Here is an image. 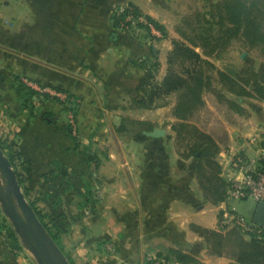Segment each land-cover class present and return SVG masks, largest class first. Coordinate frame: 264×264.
Instances as JSON below:
<instances>
[{"label":"crops","instance_id":"1","mask_svg":"<svg viewBox=\"0 0 264 264\" xmlns=\"http://www.w3.org/2000/svg\"><path fill=\"white\" fill-rule=\"evenodd\" d=\"M218 1L0 0V126L11 130L10 136L23 148L31 165L38 166V173L51 171L55 162H70L73 167L85 163L83 153L77 154L62 128L45 122L42 114L25 119L17 80H26L77 101L80 132L99 139L94 145L102 181L97 191L100 200L86 208L87 215L81 220L84 233L97 230L98 245L92 252L97 264H144L148 258L168 255L171 248L196 259L189 264H238L210 254L205 240L190 225L221 230L223 209L253 220L258 206L255 201L227 198L218 205L206 201L197 182V165L178 154L174 141L169 140L174 133L171 129L163 128V139L138 135L124 142L116 137L108 140L106 135L118 132V123L126 117L159 127L170 115L172 127L175 103L165 101L148 109L133 106L132 100L141 96L139 88L154 62L160 63L156 79L161 81L166 75L172 40L181 39L178 25L189 7L196 4L212 11ZM122 3L135 6L157 22L161 34L121 28L114 12ZM238 43L240 71L252 69L264 85V46ZM235 47L231 45L225 54L235 53ZM211 60L226 72L238 73L233 64L221 67L215 58ZM225 94L246 110L242 115L225 104L229 118L223 121L225 143L214 137L220 146L217 161L221 176L227 182L229 159L264 125V101ZM108 244L114 246L113 252ZM7 255L0 239V262Z\"/></svg>","mask_w":264,"mask_h":264},{"label":"trees","instance_id":"2","mask_svg":"<svg viewBox=\"0 0 264 264\" xmlns=\"http://www.w3.org/2000/svg\"><path fill=\"white\" fill-rule=\"evenodd\" d=\"M135 11L142 13L136 7ZM147 18L157 28L162 29L157 22ZM115 20L116 24L120 23V19L115 17ZM179 33L181 39L172 40L173 47L167 57L166 75L161 81L156 79L155 73L160 63L154 62L139 88L141 96L134 98L132 104L138 108L151 109L159 106L158 100L173 93L177 94L173 108L176 121L172 125L177 152L184 159L196 160V177L203 198L213 205H218L227 200L228 196L227 182L221 176V166L217 161L220 146L210 133L191 123L190 119L203 107L204 95L208 92L213 93L219 102L242 115L246 114V110L235 100L229 99L226 92L236 97H251L264 101V85L259 82L255 71L244 68L238 73H229L218 68L211 60L226 52L235 40L242 41L251 48L264 46V0H219L212 11L202 12L198 9L191 16L185 17L179 27ZM17 81L21 105L27 119L33 120L38 113L33 97L40 92L20 80ZM44 97L58 100L50 94H44ZM127 121L131 122L133 128ZM154 128L155 125L151 121L126 117L122 119L118 132L131 134L133 138ZM5 144L0 140L1 149L8 151L9 160L15 167L19 183L22 184L16 166L18 161H21L22 167L28 166L27 159L22 151L13 150L12 143ZM87 158L93 157L88 154ZM96 165H99L98 160ZM31 205L44 224L34 204ZM190 229L205 240L212 255L231 258L238 264H264V227L261 228L260 234H252L249 238L237 228L214 230L191 224ZM11 237L16 245L18 240L15 234L12 233ZM159 257L167 260L174 258L181 264L196 262L191 255L173 248L168 250V255Z\"/></svg>","mask_w":264,"mask_h":264},{"label":"rangeland","instance_id":"3","mask_svg":"<svg viewBox=\"0 0 264 264\" xmlns=\"http://www.w3.org/2000/svg\"><path fill=\"white\" fill-rule=\"evenodd\" d=\"M199 7H197L196 4L189 7L187 16H191L195 10H198ZM201 8L202 12L208 11L204 7ZM181 24L182 22L178 26H181ZM133 28L143 29L142 27L137 26ZM238 42V40H235L232 43V45L236 46L234 49L235 53L225 54L224 52L219 57L215 58L221 67L233 64L235 66L234 70L240 72L241 48ZM242 70L243 69H241V71ZM157 74L158 72L155 73V77ZM27 82L28 83L23 80V83L30 86L29 83L31 81ZM38 88L41 89V91L33 88L34 90L40 92L38 95H36V97L39 99L34 101L35 110L37 109L38 111L34 119L42 114L45 122H49L50 125L54 124L62 128L65 135L67 136L66 138L70 140L69 142H71L73 146H75L77 154H80V152L83 153L85 163L83 164L82 162L81 166L76 165L73 167L70 162L67 164H59L58 162H55L51 166V171L44 174H42L43 172L38 173V166L31 165L29 159L23 152V148L10 136L13 134L9 133L11 130H9L8 127L0 126V140L4 142V144L6 143L5 145L12 143L14 148L13 150L22 151L24 154L23 156L27 159L28 166L26 167L21 166V161L17 162L18 165L16 166V170L21 175L20 180H22V184H19L27 201L30 204L33 203L36 211L42 216L44 224L42 222L41 223L51 237L53 242L52 247L54 248L57 258L61 264H65V262L66 264H97L96 256L92 255V252L95 251V248L98 245L97 241L95 240L97 230L92 229L90 233H84V230L81 226V220H83V218L87 215L86 208L94 207L100 200V196L97 191L99 190V187H101L102 181L99 182V174L97 172L99 165H96L97 144L94 145L99 139L94 136L95 134L92 136V134L80 132L78 126L77 101L69 100L68 97H66L60 91L58 92L48 87ZM47 88L50 91L46 90ZM44 94H50V96L56 97L58 100L47 99L44 97ZM176 100L177 94L173 93L168 95L166 98L158 100L157 104L160 105L165 103V101L167 104L176 103ZM204 100L205 103L203 107L195 112L194 116L191 117L190 122L196 124L198 127L200 126L203 131L210 133L213 137L224 144L225 127L223 121L229 120L227 117L225 104L219 102L218 98L211 92L205 93ZM48 102H50V107L46 109L44 105L49 104ZM170 118L171 116L169 115L160 123V129L165 127L172 130V127L170 128ZM25 119L28 121L27 116H25ZM105 123H109V120L105 119ZM121 123L122 121L118 124ZM126 123L130 126L132 125L129 121ZM106 135L109 138L108 140L111 141H113L114 137L124 142H129L134 139V137L132 138L131 134H121L119 132H109ZM163 138L164 136L158 139ZM169 140L174 141L173 143L177 150L174 133L173 138H170ZM102 151L103 149L100 148L99 153ZM3 152L9 159L7 155L8 151L3 150ZM88 154L93 158L88 159ZM101 155L103 156L102 153H100V156ZM76 158L78 160L79 157ZM185 160H188V162L191 163H196L194 158ZM79 167H81V169ZM13 168L15 170V167ZM0 176L1 184L7 188V182L5 178H3L1 174ZM248 201L252 202L253 200L248 199ZM12 233L15 234L18 240L16 245L13 241V238L11 237ZM0 239L5 242L8 253L7 257H5L6 259H3V262H0V264H40L34 252L29 248L18 230L13 226L9 216L4 210L1 200ZM106 246L112 252L115 250L114 246L111 244ZM110 247L113 248L111 249Z\"/></svg>","mask_w":264,"mask_h":264},{"label":"built area","instance_id":"4","mask_svg":"<svg viewBox=\"0 0 264 264\" xmlns=\"http://www.w3.org/2000/svg\"><path fill=\"white\" fill-rule=\"evenodd\" d=\"M115 17L120 19V27L131 29L142 27L146 31L160 35L161 32L155 24L148 20L143 13H137L135 7L129 3H122L115 8ZM26 81V80H25ZM26 83H28L26 81ZM29 85L34 87L33 83ZM50 91L48 88L46 89ZM228 199H252L257 204L264 203V125L260 126L248 136L239 151L234 153L226 168ZM223 230L237 228L245 236L260 234L261 228L253 220L247 219L234 210L223 209L220 219ZM111 249L113 247H110ZM144 264H177L172 260L160 257L148 258Z\"/></svg>","mask_w":264,"mask_h":264},{"label":"water","instance_id":"5","mask_svg":"<svg viewBox=\"0 0 264 264\" xmlns=\"http://www.w3.org/2000/svg\"><path fill=\"white\" fill-rule=\"evenodd\" d=\"M143 134L158 139L165 136L166 131L155 127L152 131H144ZM0 171L7 182V188H3L0 183V200L13 226L34 252L40 264H61L52 247L51 237L27 201L16 172L1 147ZM253 221L260 227H264V203L258 204Z\"/></svg>","mask_w":264,"mask_h":264},{"label":"bare ground","instance_id":"6","mask_svg":"<svg viewBox=\"0 0 264 264\" xmlns=\"http://www.w3.org/2000/svg\"><path fill=\"white\" fill-rule=\"evenodd\" d=\"M0 174L2 175L1 171H0ZM2 176H3V175H2ZM3 178H4V176H3ZM0 183H1V176H0ZM1 186H2L3 188H5V186H3L2 184H1Z\"/></svg>","mask_w":264,"mask_h":264}]
</instances>
